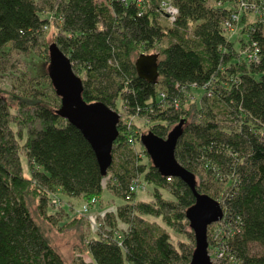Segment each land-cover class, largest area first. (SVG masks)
Listing matches in <instances>:
<instances>
[{
  "label": "trees",
  "instance_id": "16d2710c",
  "mask_svg": "<svg viewBox=\"0 0 264 264\" xmlns=\"http://www.w3.org/2000/svg\"><path fill=\"white\" fill-rule=\"evenodd\" d=\"M244 1L257 8L242 12L238 0H0V58L16 51L43 59L27 86L0 90V264H68L50 234L85 226L83 215L105 191L121 203L92 213L101 227L81 247L91 264H190L196 244L186 214L195 196L183 181L162 176L142 143L148 133L166 139L181 121L176 158L195 175L197 191L224 212L208 230L211 257L217 264H264V114L248 107L264 106V6ZM166 7L177 11L173 19ZM233 16L239 40L225 30ZM52 27V44L82 79L85 102L118 112L121 101L129 119L150 124L141 136L122 117L107 175L61 114L50 79ZM256 50L258 61L243 54ZM151 53L159 54L156 85L139 78L135 66ZM196 91L203 92L198 102ZM142 177L154 187L150 201L130 189ZM62 196L88 202V211L70 218ZM148 218L187 240L174 243Z\"/></svg>",
  "mask_w": 264,
  "mask_h": 264
},
{
  "label": "water",
  "instance_id": "95a60500",
  "mask_svg": "<svg viewBox=\"0 0 264 264\" xmlns=\"http://www.w3.org/2000/svg\"><path fill=\"white\" fill-rule=\"evenodd\" d=\"M50 79L62 100L61 114L75 126L91 145L104 175L113 162L114 143L119 136L120 115L103 103L88 104L83 99L82 79L74 72L70 59L56 44L49 47ZM159 55L141 54L136 61L139 78L156 85L160 76ZM184 121L166 139L148 133L142 143L153 166L166 178L183 181L193 192L196 202L187 211V220L195 238V251L190 264H213L209 250L208 230L219 223L224 212L219 201L197 191L195 175L176 158V149L183 133Z\"/></svg>",
  "mask_w": 264,
  "mask_h": 264
},
{
  "label": "rangeland",
  "instance_id": "374dc122",
  "mask_svg": "<svg viewBox=\"0 0 264 264\" xmlns=\"http://www.w3.org/2000/svg\"><path fill=\"white\" fill-rule=\"evenodd\" d=\"M210 3L213 4L215 3V0H210ZM166 12H170L171 15H175L174 11L172 9H166ZM250 20L255 21L254 16H250ZM164 22V21H163ZM165 23V22H164ZM163 23V24H164ZM240 29L235 28L234 33H228L229 38H233L239 40L241 37L240 35ZM56 32L55 28H51L48 31H46V39L50 41V44L52 45V38L54 39L55 37L53 36V33ZM52 40V41H51ZM239 47V45H238ZM153 54H158V53H151L147 55H153ZM159 55V54H158ZM140 57V56H139ZM138 57V58H139ZM41 62H43V59L39 56V52H32L31 54H21L16 51H11L10 55H5L0 58V90L5 91V92H11L14 87H23L27 86L26 84L29 82H32L34 79L33 72H31V69L33 67L41 66ZM202 91H196L195 92V100L198 102V99L201 97ZM193 101V102H194ZM192 102V101H191ZM123 103L120 101L118 103V114L122 116L124 119L129 121V124H136V126L139 128V131H137L135 134L138 133V135L141 134H147L150 129V124L146 122L142 118H133L129 119V116L127 113H125V109L123 110L122 108ZM248 107L250 108V111L254 112H263L264 114V106H261L259 104H256V102L250 101L248 103ZM254 109V110H253ZM261 116V115H260ZM264 122V118L261 119ZM136 152H141V147L138 145L135 147ZM143 154V153H142ZM141 164H148V160L145 155H142L141 157ZM22 163L24 166V175L26 177L30 176L29 168H28V163L25 157L22 158ZM142 181H144L143 177L141 178ZM147 184V183H145ZM144 184V185H145ZM153 189L150 184L145 185V187L141 188L137 192V197L139 200H144V201H150L153 198ZM164 196L169 197V192L168 191H162ZM110 193V192H109ZM108 191H105V194L103 196V199L100 200L99 206L97 205L94 207L92 213H98V214H103L104 212H109L115 210L116 206L121 203V200L118 197H115L114 195L112 196V193L110 194V200L108 199L109 196ZM59 197H61L59 195ZM63 197V196H62ZM64 201L61 200L62 206H65L68 208L70 212V218L76 216V215H82L83 212L85 211V208L88 207L89 203L84 202L83 200L79 199H66V197H63ZM117 198V199H114ZM88 214V216L83 215L82 218V223L84 225L77 226L71 230L63 231V232H57L54 230L50 236L54 240V244L57 247L58 251L62 256L64 257L65 261L68 264H72L73 260L75 258H79L81 261H79V264H91V259L84 254V252H81V247H82V242L83 238L85 240V237L88 238H93L96 237V232H95V226L93 223L95 222V215ZM85 214V213H84ZM97 214V215H98ZM149 221L151 222H157L160 226L166 228L172 235L173 237V242L178 243L179 240L186 241L185 236H179L175 234L173 231H171L166 225L163 223L161 219H154V218H148ZM47 226V225H46ZM69 228V227H68ZM66 230V229H65ZM53 231V230H52ZM256 252H260L261 250L258 247H255ZM81 253V254H80ZM211 255V252H210ZM213 263L217 264V262L214 260L212 257Z\"/></svg>",
  "mask_w": 264,
  "mask_h": 264
},
{
  "label": "built area",
  "instance_id": "2783aa9c",
  "mask_svg": "<svg viewBox=\"0 0 264 264\" xmlns=\"http://www.w3.org/2000/svg\"><path fill=\"white\" fill-rule=\"evenodd\" d=\"M240 3V10H242V12H245V11H249L250 10V7L251 8H254L255 7L257 8V5L258 4H255L254 2L253 3H250V2H247V1H244V0H238ZM260 2V5L261 6H264V0H259ZM166 9H172L175 13V15H171L170 12H166L167 14H169V16L172 17V19L176 16L177 14V11L172 8V7H166L164 8V10L166 11ZM233 23H239V17L238 16H233L232 17V21L231 22H227L226 25H225V30L227 33H234V30L235 28H238V25L234 26ZM243 54L246 56V58H248L249 61H258L259 58H258V52L257 50L256 51H250V52H246L244 51ZM121 119H122V116H120ZM173 178H168L169 181H171ZM145 183L139 179V180H136V182L132 185V187L130 188L132 192H138L141 188L145 187L144 185ZM96 200H93V202H95ZM56 202V201H55ZM89 206V205H88ZM89 207H86L85 208V213L88 211ZM96 222V221H95ZM94 225H96L95 227L96 228H100L101 227V224H97V223H93Z\"/></svg>",
  "mask_w": 264,
  "mask_h": 264
}]
</instances>
